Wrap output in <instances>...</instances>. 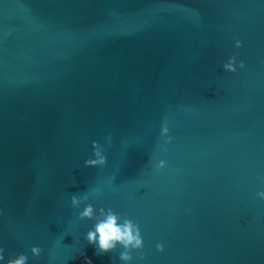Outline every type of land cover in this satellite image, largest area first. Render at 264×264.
<instances>
[{
	"label": "water",
	"instance_id": "95a60500",
	"mask_svg": "<svg viewBox=\"0 0 264 264\" xmlns=\"http://www.w3.org/2000/svg\"><path fill=\"white\" fill-rule=\"evenodd\" d=\"M233 54L244 67L225 72ZM109 132L105 165L85 166ZM261 190L264 0H0L5 259L122 264L66 202L87 191L140 225L130 264H264Z\"/></svg>",
	"mask_w": 264,
	"mask_h": 264
},
{
	"label": "clouds",
	"instance_id": "9594fccd",
	"mask_svg": "<svg viewBox=\"0 0 264 264\" xmlns=\"http://www.w3.org/2000/svg\"><path fill=\"white\" fill-rule=\"evenodd\" d=\"M233 47H242V41L233 37ZM225 72L235 73L239 68L244 67V60H237L235 54L229 55L222 62ZM160 136L164 137V145L171 142L172 136L169 135L168 123L165 120L160 126ZM112 133L109 132L104 138V144L97 140L91 141V156L84 160L85 166H103L106 163L105 146L112 144ZM162 152H167L166 147H161ZM166 166L164 159L155 160L152 163L153 169L159 171ZM259 199L264 200V190L257 191L255 194ZM71 209L75 210L74 215L79 220L88 219L93 221L88 230L83 233L84 239L92 245L96 254H102L119 246L118 259L122 264H130L133 261V253L139 260L144 259V239L141 234L140 225L126 215H121L112 207H97L89 202V192L70 194L66 201ZM187 211V210H186ZM157 251H163L164 245L160 242L155 244ZM32 257L40 259L42 255L41 248L37 244L30 246ZM78 256H83L85 264H92V260L80 250ZM8 259H5V249L0 245V264H28L29 256L24 251L8 253ZM75 258V257H74Z\"/></svg>",
	"mask_w": 264,
	"mask_h": 264
}]
</instances>
